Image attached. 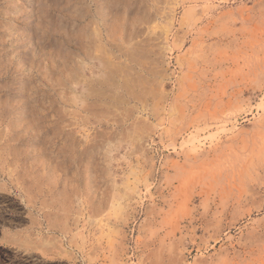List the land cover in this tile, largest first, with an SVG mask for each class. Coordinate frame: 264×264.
Listing matches in <instances>:
<instances>
[{"label": "rangeland", "instance_id": "1", "mask_svg": "<svg viewBox=\"0 0 264 264\" xmlns=\"http://www.w3.org/2000/svg\"><path fill=\"white\" fill-rule=\"evenodd\" d=\"M0 264H264V0H0Z\"/></svg>", "mask_w": 264, "mask_h": 264}]
</instances>
